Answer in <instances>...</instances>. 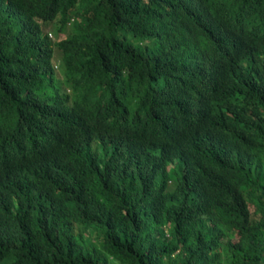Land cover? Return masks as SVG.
<instances>
[{
  "label": "trees",
  "instance_id": "obj_1",
  "mask_svg": "<svg viewBox=\"0 0 264 264\" xmlns=\"http://www.w3.org/2000/svg\"><path fill=\"white\" fill-rule=\"evenodd\" d=\"M263 29L264 0H0V264H264Z\"/></svg>",
  "mask_w": 264,
  "mask_h": 264
},
{
  "label": "clouds",
  "instance_id": "obj_2",
  "mask_svg": "<svg viewBox=\"0 0 264 264\" xmlns=\"http://www.w3.org/2000/svg\"><path fill=\"white\" fill-rule=\"evenodd\" d=\"M252 33H253V31L249 32L250 36L252 35ZM262 41H263V46H264V29H263V32H262ZM106 142H107V140L106 141H101L98 137L93 142V146L94 147H98L100 149L99 152L94 151L96 162H98V160L100 162V159H101L102 165H104L107 162H109L110 157L113 154V151L115 150V146H113L110 151L105 149L104 145L106 144ZM154 143L156 144V145H154L155 147H159V143L158 142L156 143V141H155ZM161 154H162V151H161ZM187 166H189V165H187V164L183 163L182 161H180L179 159H177L176 165L173 166V167H170V168H173V169L177 170V172L176 173L174 172V173L181 177L184 170L180 171V169H182L184 167H187ZM24 174H25L24 177L28 176L27 175L28 174L27 171L24 172ZM166 174L168 175V174H170V172L166 171ZM167 182L169 183L170 180L168 179ZM5 186L6 187L8 186L9 189L19 190L23 186V183L22 182H18V181L14 182V180H12L11 178L8 177V178H5ZM30 194H31V196L28 198L27 202H26V199H25V203H24L25 207H31L32 206L31 201H34V203H38V204H41V203L44 202L46 205H49L48 203L45 202V200L42 201V200H39L40 198L37 199L38 197L36 196V194L34 192V189L31 190ZM12 198H14L16 200V197L14 195L12 196ZM8 203L9 202H7L6 204H8ZM9 205L10 206L8 208L11 210L10 212H12V217L10 219H14L15 218V208H14L13 205L17 206V200L15 202H13V199H12V203L11 204L9 203ZM41 207H42V205H41ZM24 210H25V208H24ZM42 210H43V214H44L43 217H42V219H43L42 226H43V229L48 230V229H50V228H52V227H54L56 225L55 222H56V218L58 216L56 214H54L53 212H51L50 210H47V212H45L43 207H42ZM74 225L75 224H73V230H74ZM80 225H82V224H80Z\"/></svg>",
  "mask_w": 264,
  "mask_h": 264
},
{
  "label": "rangeland",
  "instance_id": "obj_3",
  "mask_svg": "<svg viewBox=\"0 0 264 264\" xmlns=\"http://www.w3.org/2000/svg\"><path fill=\"white\" fill-rule=\"evenodd\" d=\"M55 36V35H54ZM53 58H57L58 57V52H57V50H55L54 49V51H53V56H52ZM55 65H56V69H58V70H60V64L59 65H57V63L55 62ZM61 71V70H60Z\"/></svg>",
  "mask_w": 264,
  "mask_h": 264
}]
</instances>
